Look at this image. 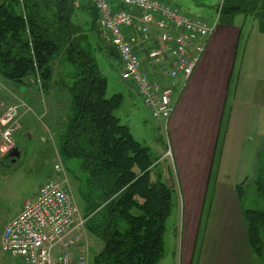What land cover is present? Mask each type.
Returning <instances> with one entry per match:
<instances>
[{"label":"trees","instance_id":"obj_1","mask_svg":"<svg viewBox=\"0 0 264 264\" xmlns=\"http://www.w3.org/2000/svg\"><path fill=\"white\" fill-rule=\"evenodd\" d=\"M74 11L75 0H1L0 76L15 85L35 77L44 93L69 96L59 153L86 177L84 226L103 243L96 263L158 264L173 191L159 176L152 179L148 148L115 115L123 96L106 97L107 80L87 35L72 22ZM219 14L222 24L255 16L264 32V5L256 1L223 0ZM253 177L264 191L261 169ZM242 217L248 245L263 256L264 211L246 210Z\"/></svg>","mask_w":264,"mask_h":264},{"label":"rangeland","instance_id":"obj_2","mask_svg":"<svg viewBox=\"0 0 264 264\" xmlns=\"http://www.w3.org/2000/svg\"><path fill=\"white\" fill-rule=\"evenodd\" d=\"M78 1L85 2L84 0ZM170 1L183 12L205 19L210 25L216 22V29L222 24L218 21V19L221 20L218 10L223 0ZM78 4L76 1L75 8L79 6ZM87 5L89 6V4ZM263 5L264 2L258 4L259 8ZM85 15L83 19L85 23L82 24L91 44L90 55L95 59L99 72L107 80L106 97L109 98L117 93L123 96V103L115 115L120 119L122 125L128 126L132 136L142 146L149 148L154 159L160 154L166 153L162 162L153 170V172L164 170L161 181L170 185L174 184L172 209L165 222L164 256L158 264H179L177 241L181 217V198L176 183L177 175L170 156L169 126L167 125V129L162 127L161 121L151 116L150 110L143 104L140 97L134 91V94L128 91L127 87L129 86L120 77L121 64L115 62L116 52L96 33L91 13ZM72 21L74 24L76 23L74 18ZM234 21L241 23L243 30L234 75L223 113L220 142L216 154L217 168L212 179L213 183L208 190L210 197L214 190V182H216L220 191L215 200L227 202L220 210V215L217 210L215 213V216L222 220L219 227H222L223 230L219 234L226 238L236 237L243 230L242 225H239L237 220H233L231 217L235 218L239 215L241 218L246 210L264 211V191L260 190L259 185L253 180L255 177L253 174L257 168L261 169L264 176V32H261L259 19L255 16L237 15L234 17ZM169 69L170 66H167L164 68V72H168ZM36 81L39 84V80ZM187 84L188 82L186 86ZM24 97L27 98L24 101L29 106V111L22 117V130L14 138L15 145L20 150L19 158L14 163L0 167V233L4 224L12 214L20 209L23 202L33 199L38 189L56 176H66L70 187L69 191L74 198L79 215L81 217L85 215L82 205L84 199L81 194L86 192V177L75 161L67 160L59 153V139L65 131V118L70 104L69 96L66 92H59L42 97L37 91L31 89ZM179 99L180 96L176 105ZM26 133L30 136L25 137ZM157 147L160 148V153L157 152ZM7 152L2 153L1 156L4 157ZM55 164L59 169L54 168ZM152 179H155V174ZM234 187L239 193V197L233 198L232 189ZM233 201L240 204L239 208L235 207ZM221 213H225V216H222ZM230 219L232 224H230ZM207 223L208 220L202 221L200 233L204 232L203 228ZM214 228L216 227L212 225L211 233ZM85 233V243L88 249L87 261L89 264H97L96 256L99 252L96 246L100 245L101 240L87 230ZM262 237L264 240V230ZM230 241L227 240V244ZM244 246H240L242 252L245 250ZM236 248L237 244H235ZM248 248L249 253L253 255V262L249 257L248 259L242 256L238 258L240 263L238 261L234 263L246 264V261H249L250 264H264V255L258 256L259 252L253 250L249 245ZM233 251L223 250L224 256L237 260L240 255ZM13 261L14 259L4 254L0 247V264H12ZM223 261L228 262L225 258Z\"/></svg>","mask_w":264,"mask_h":264},{"label":"built area","instance_id":"obj_3","mask_svg":"<svg viewBox=\"0 0 264 264\" xmlns=\"http://www.w3.org/2000/svg\"><path fill=\"white\" fill-rule=\"evenodd\" d=\"M84 1L95 12L96 26L103 38L116 52L121 79L166 129L180 94L216 31V22L210 25L162 0ZM129 30L136 34H127ZM150 41L154 46L145 51L142 59L138 47H146ZM143 60L167 61L170 69L163 72L162 80L154 79L144 69ZM178 79L183 82L181 86L176 84ZM18 116L17 104L0 101L3 153L16 146ZM55 169H59L58 165ZM78 214L65 187L47 181L33 199L24 201L21 212L3 228L1 250L14 259L12 264H88L86 257L75 250L84 224Z\"/></svg>","mask_w":264,"mask_h":264},{"label":"crops","instance_id":"obj_4","mask_svg":"<svg viewBox=\"0 0 264 264\" xmlns=\"http://www.w3.org/2000/svg\"><path fill=\"white\" fill-rule=\"evenodd\" d=\"M76 1L79 3V6L75 8L72 20L73 18L75 19V24L81 27L82 31L88 37L82 23H85L83 20L84 16H86L85 14L91 13V17L94 18L95 31L105 41L96 26L95 12L90 9L85 2L81 3L78 0H75V7ZM256 2L258 4H263L264 0H256ZM233 20L231 24H221L216 29L214 35L207 44L204 56L189 78L186 89L182 92L183 94H180L179 102L168 121L170 156L172 157L175 174L177 175L176 183L181 198V217L179 221V238L177 241L179 264H194V262L195 264H235L234 262H237L238 258L242 256H244V258L249 257L250 261L253 262V255L249 253L243 218H240L239 215L235 218L231 217L233 220H237L238 224H241L243 227L241 233L237 234L236 237L232 236L226 238V236L219 234L223 230L222 227H219L222 220L218 216H215V213L217 210L220 215V210L227 202L215 200L217 193L220 191L216 182H214V190L211 192L210 197L208 193L209 187L213 183L212 179L214 177V172H216L217 168L216 154L220 142L223 113L230 89V83L234 75L237 52L243 30L242 24L236 23V21L233 22ZM127 34L135 35L136 33L133 30H129ZM146 44V47H141V45L138 47L140 52L142 51V59L145 56V51L154 46L153 41ZM115 62H118L117 55L115 57ZM143 66L154 79L162 80L164 68L170 66V63L167 61L148 63L143 60ZM182 83V80L178 79L176 84L181 86ZM31 89L37 91L42 97L51 93L53 95L60 92L52 90L47 94L44 93L38 88L35 77L29 78L21 85H15L0 76V101L6 104H17L19 106L17 121L19 130L15 132L14 138L22 130V117L29 111V106H27L24 101L27 100V98L24 96L28 94ZM128 91L133 93L134 90L128 88ZM20 96L22 97L20 98ZM161 123L162 127H164V123L162 121ZM24 136L29 137L30 135L26 133ZM15 148L20 155L19 147L16 145ZM157 150V152L160 153L159 147H157ZM2 153L0 149V167L14 163L19 158L13 160V158L8 155V152L2 157ZM151 154L150 152V155ZM165 156L166 153L160 154L159 157L154 159L151 155L154 161L151 168L152 174L159 176L160 180L161 176L164 175V170L160 169L155 172H153V170L162 162ZM166 174L167 173H165V176H167ZM48 181L62 184L74 201L69 191L70 187L66 176H56ZM168 185L171 188L174 187L173 183L172 185ZM232 192L233 198L238 197L235 187L232 189ZM233 202L235 207L238 206L239 208L240 204H237L235 201ZM228 204L232 206V204ZM82 205L85 210L84 202ZM21 210L22 206L17 212L11 215L3 228L16 217ZM221 215L225 216V213H221ZM78 219L85 221L84 216L81 217L79 214ZM203 220H208V223L203 228L204 232L200 233V226ZM230 224H232L231 219ZM212 225L216 228H214L211 233L210 230ZM86 230L83 224L79 232L75 250L83 254L87 259L88 249L85 243ZM218 235L221 236V238H219ZM220 240H222V242H220ZM227 240L231 241L227 244ZM235 244H237L236 249ZM242 245H245V250H243V252L240 247ZM96 247H98V252L100 253L103 249L102 241L100 245ZM227 249L234 250L233 252L240 255L237 257V260H234V258L229 259V257L224 256L223 250ZM220 255L222 256L218 257ZM223 258L227 259L228 262H224ZM195 259L196 261H194ZM238 262L240 263V260ZM246 264H250V262L246 261Z\"/></svg>","mask_w":264,"mask_h":264},{"label":"water","instance_id":"obj_5","mask_svg":"<svg viewBox=\"0 0 264 264\" xmlns=\"http://www.w3.org/2000/svg\"><path fill=\"white\" fill-rule=\"evenodd\" d=\"M8 155H9L10 157H12L13 160H15L16 158L19 157V152H18V150H17L16 148H14V149L11 150L10 152H8Z\"/></svg>","mask_w":264,"mask_h":264},{"label":"bare ground","instance_id":"obj_6","mask_svg":"<svg viewBox=\"0 0 264 264\" xmlns=\"http://www.w3.org/2000/svg\"><path fill=\"white\" fill-rule=\"evenodd\" d=\"M234 121V120H233Z\"/></svg>","mask_w":264,"mask_h":264}]
</instances>
